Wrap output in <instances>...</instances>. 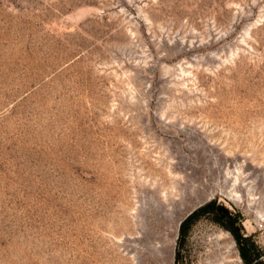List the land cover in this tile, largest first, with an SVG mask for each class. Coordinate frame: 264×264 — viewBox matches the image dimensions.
Returning <instances> with one entry per match:
<instances>
[{"label": "rangeland", "instance_id": "rangeland-1", "mask_svg": "<svg viewBox=\"0 0 264 264\" xmlns=\"http://www.w3.org/2000/svg\"><path fill=\"white\" fill-rule=\"evenodd\" d=\"M0 264H264V0H0Z\"/></svg>", "mask_w": 264, "mask_h": 264}, {"label": "trees", "instance_id": "trees-1", "mask_svg": "<svg viewBox=\"0 0 264 264\" xmlns=\"http://www.w3.org/2000/svg\"><path fill=\"white\" fill-rule=\"evenodd\" d=\"M201 214L211 215L215 221L222 224L234 234L239 245L240 254L246 262L251 263L255 260L254 254L251 253L254 244L251 243L248 238L244 237L240 231V226L238 224L241 219L240 214L234 213L224 204L218 203L216 199L206 202L188 215L180 225L181 233L185 234L189 229L191 222Z\"/></svg>", "mask_w": 264, "mask_h": 264}, {"label": "water", "instance_id": "water-1", "mask_svg": "<svg viewBox=\"0 0 264 264\" xmlns=\"http://www.w3.org/2000/svg\"><path fill=\"white\" fill-rule=\"evenodd\" d=\"M201 205H202V204H201ZM195 209H196V208H195ZM195 209H193L191 212H189V213L187 214V216L190 215ZM187 216H185V218H186ZM185 218H184V219H185ZM184 219L181 220L180 225H181V223H182V221H183Z\"/></svg>", "mask_w": 264, "mask_h": 264}, {"label": "bare ground", "instance_id": "bare-ground-1", "mask_svg": "<svg viewBox=\"0 0 264 264\" xmlns=\"http://www.w3.org/2000/svg\"><path fill=\"white\" fill-rule=\"evenodd\" d=\"M239 176V175H238Z\"/></svg>", "mask_w": 264, "mask_h": 264}]
</instances>
